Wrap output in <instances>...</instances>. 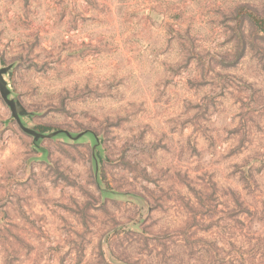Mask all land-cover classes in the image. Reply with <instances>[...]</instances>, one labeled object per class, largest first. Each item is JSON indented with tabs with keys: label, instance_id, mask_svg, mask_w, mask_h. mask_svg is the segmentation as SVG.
<instances>
[{
	"label": "rangeland",
	"instance_id": "rangeland-1",
	"mask_svg": "<svg viewBox=\"0 0 264 264\" xmlns=\"http://www.w3.org/2000/svg\"><path fill=\"white\" fill-rule=\"evenodd\" d=\"M264 0H0V264H264Z\"/></svg>",
	"mask_w": 264,
	"mask_h": 264
},
{
	"label": "water",
	"instance_id": "water-1",
	"mask_svg": "<svg viewBox=\"0 0 264 264\" xmlns=\"http://www.w3.org/2000/svg\"><path fill=\"white\" fill-rule=\"evenodd\" d=\"M8 67H0V95L3 101L10 107L12 112V117L16 120L17 124L20 126V128L26 132L27 134L31 135L33 137L34 144H36L38 141H40L42 138H53L55 136H62L67 137L72 140H76L84 136V134H89L91 137H93V144H92V159L95 164V169H97L96 164V157H95V148H96V139L94 138V135L91 132H85V133H78L76 135H72L68 131L65 130H55L49 133H43L40 131H37L33 128L26 127L22 121L21 116L25 114L23 108L21 107L20 103L14 99L9 97V91L6 85V81L3 78V75L7 73Z\"/></svg>",
	"mask_w": 264,
	"mask_h": 264
},
{
	"label": "trees",
	"instance_id": "trees-1",
	"mask_svg": "<svg viewBox=\"0 0 264 264\" xmlns=\"http://www.w3.org/2000/svg\"><path fill=\"white\" fill-rule=\"evenodd\" d=\"M253 20L259 28L264 29V17L262 18L253 17Z\"/></svg>",
	"mask_w": 264,
	"mask_h": 264
}]
</instances>
